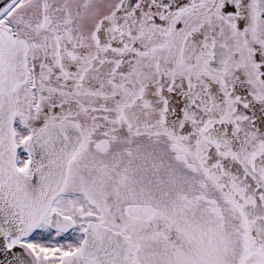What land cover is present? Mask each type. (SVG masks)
<instances>
[{
	"label": "snow or ice",
	"instance_id": "1",
	"mask_svg": "<svg viewBox=\"0 0 264 264\" xmlns=\"http://www.w3.org/2000/svg\"><path fill=\"white\" fill-rule=\"evenodd\" d=\"M0 264H264V0H0Z\"/></svg>",
	"mask_w": 264,
	"mask_h": 264
}]
</instances>
